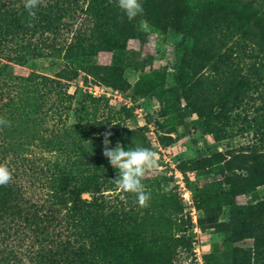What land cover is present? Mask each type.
<instances>
[{
  "label": "trees",
  "instance_id": "16d2710c",
  "mask_svg": "<svg viewBox=\"0 0 264 264\" xmlns=\"http://www.w3.org/2000/svg\"><path fill=\"white\" fill-rule=\"evenodd\" d=\"M190 1L175 24L183 39L205 35L208 51L202 54L214 57L228 37L240 33L251 38V100L254 93L264 92V23L255 17L247 27L232 19L226 6ZM251 3L263 9L252 10L255 16L264 13V0ZM109 7H114L113 16ZM162 22L154 0H0V264H26L18 242L30 232L32 246L41 248L35 251L34 264H114L108 243L113 238L136 236L142 243L156 244L178 239L179 195L164 191L158 178H143L137 171L132 185L123 186L114 199L104 193L120 186L114 162L140 157L150 149L144 127L127 125L118 109H108L101 119L68 122L73 94L60 80L18 73L2 59L35 64L37 59L61 58L68 63L58 71L61 78L77 77L80 69L75 67L81 66L98 80L120 87L109 65L95 63L92 49L113 51L116 58L126 49L128 37L146 41L144 24L160 30ZM108 26L116 28L114 38ZM249 84L244 77L234 81L223 93V102L244 96ZM175 87L177 111L186 117L190 105L187 93L180 92L184 82L178 80ZM181 95L186 107L181 106ZM258 157L254 154L255 160ZM260 158L263 165L257 171L264 168V155ZM195 166L200 174H210L214 157H200ZM263 183L264 172L258 185ZM137 185L142 188L139 195L134 192ZM224 188L211 178L199 195L232 210L236 197ZM83 193H90L91 199ZM252 231L251 264H264V223ZM13 235L18 242L9 243Z\"/></svg>",
  "mask_w": 264,
  "mask_h": 264
},
{
  "label": "rangeland",
  "instance_id": "374dc122",
  "mask_svg": "<svg viewBox=\"0 0 264 264\" xmlns=\"http://www.w3.org/2000/svg\"><path fill=\"white\" fill-rule=\"evenodd\" d=\"M154 1L163 19L162 27L152 30L144 24L148 31L145 42L128 37L126 49L116 58L113 51L94 53L92 49L95 63L109 65L111 76L122 87L98 80L81 66L75 67L80 69L77 77L61 78L58 71L68 67L61 58L37 59L35 64L2 59L14 65L18 73L32 72L60 80L63 89L73 94L68 122L101 119L108 116V109H118L127 125L144 127L142 132L150 149L140 157L114 162L112 171L120 186L104 193L114 199L123 186L132 185L131 177L137 171L143 178H158L164 191L179 195L182 209L176 213L178 239L156 244L142 243L136 236L113 238L108 243L114 264L118 259L120 264H221L225 260L230 264H251L252 229L264 223V183L258 185L264 168L256 170L263 165L264 92L254 93L251 100V38L240 33L228 37L220 54L212 57L208 53L207 57L202 54L208 51L205 35L187 41L175 28L178 12L188 8L191 1ZM208 2L215 8L226 6L231 18L244 26L248 27L255 17L264 23V13L255 16L252 11L263 9L254 8L251 0ZM108 11L113 16L114 7ZM115 32V27L108 26L109 36L114 38ZM241 77L250 80L244 96L223 102V93ZM178 80L184 82L185 89L180 92L189 96L186 117L180 116L176 108ZM181 96V106L186 107V99ZM93 97L97 102L91 101ZM51 123L49 120L48 126ZM210 156L214 157L212 172L200 174L195 161ZM211 178L220 180L224 189L236 197L235 208L218 206L199 195V189ZM136 187L134 192L139 195L142 188ZM83 197L92 196L83 193ZM33 237L30 232L23 235L22 243L15 235L8 241L19 243L17 249L26 264H34L35 251L41 250L39 244L32 246Z\"/></svg>",
  "mask_w": 264,
  "mask_h": 264
}]
</instances>
